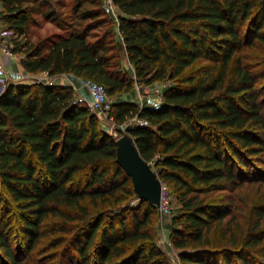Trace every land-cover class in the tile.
Masks as SVG:
<instances>
[{
    "label": "trees",
    "instance_id": "trees-1",
    "mask_svg": "<svg viewBox=\"0 0 264 264\" xmlns=\"http://www.w3.org/2000/svg\"><path fill=\"white\" fill-rule=\"evenodd\" d=\"M3 3L27 74H71L112 98L171 83L160 104L119 99L111 114L117 126L149 123L128 133L174 197L180 264H264V0H113L117 20L103 0H61L45 14L58 30L43 35L35 16L49 3ZM75 98L72 87L0 80V264H172L159 209ZM252 187L263 198L247 197L244 231L235 212Z\"/></svg>",
    "mask_w": 264,
    "mask_h": 264
},
{
    "label": "rangeland",
    "instance_id": "rangeland-1",
    "mask_svg": "<svg viewBox=\"0 0 264 264\" xmlns=\"http://www.w3.org/2000/svg\"><path fill=\"white\" fill-rule=\"evenodd\" d=\"M45 1H46V3H49L50 5H48V7L45 8L44 14H39L38 16H35V19L37 20V22L43 25L42 29L35 31L36 35H43V34H46L47 32L52 33V32H55L58 30L54 24H52L51 22H49L47 20V17H46L47 15H45V14L51 10H55L56 12H61L62 9L57 6V3H59V1H61V0H45ZM65 2H66V4L70 5L71 0H65ZM111 16L113 17V15H111ZM117 16H118V14H117ZM35 34H34V36H36ZM33 38L35 39V37H33ZM22 39L23 38H18L15 34H12L11 38L9 39V41H7V43L12 47V50H13L16 43H20L22 41ZM5 66L9 72L11 71L13 73H16V72L8 69L7 65H5ZM127 67L129 69H131V67L129 65ZM11 72L8 74L10 79L12 77H14L11 74ZM23 73H25V72H23ZM39 77L41 78V80H45V81L51 80V78L48 77L46 74L41 75ZM10 81H13V80L11 79ZM36 81H38V79L32 77V78H29V80L25 81V82L36 83ZM170 84L171 83H169V82H158V83L151 85V86L136 84L135 90L132 93H130V94L122 93V94L118 95L117 97H114V98L110 97V99L113 102V104H114L115 100H119V99L120 100H122V99L131 100L133 102H136L140 108H143V107L148 106V105H153L154 103L155 104L159 103V102H156V100L157 99L159 100L160 97L164 96V91L166 90V88ZM100 119L102 121L104 129L108 133L113 135L116 139H119L124 134L125 131L121 128V126H117L110 119H105V118L103 119L101 117H100ZM117 129H120V131ZM125 129H126V127H125ZM252 188H253V194L250 193L249 191L245 190L240 195V197L243 199L244 203L241 205L242 209L235 212V215L237 216L238 222L241 224L244 231L248 230L251 227L252 222L254 221V215L252 213V207L250 206V202H251L252 198L247 199V197L248 196H256V198H259V197L263 198L262 192L260 194H257L256 193L257 188L256 187H252ZM169 190H170V188H169ZM0 192L2 193L4 199L8 200L4 194V190H3V187L1 184H0ZM172 197H173V195H172ZM12 207L13 206L11 205V208ZM176 208H177V205H176V203L174 201V197H173V201H172V209L173 210H172L171 216H165L159 212L157 220L154 222V227H155L154 230H155V234H156L159 246L168 255L172 264H180V260L178 258V252L175 249H173L172 246H170L171 229H172L171 220H172L174 213L176 212ZM12 213H13V220H14L13 223L15 225L14 235H17L16 229L21 225V222L19 221L15 212L12 211Z\"/></svg>",
    "mask_w": 264,
    "mask_h": 264
},
{
    "label": "built area",
    "instance_id": "built-area-1",
    "mask_svg": "<svg viewBox=\"0 0 264 264\" xmlns=\"http://www.w3.org/2000/svg\"><path fill=\"white\" fill-rule=\"evenodd\" d=\"M103 2H104L105 7L111 13V15H113V17L117 20L118 19V16H117L118 9L114 5L113 0H103ZM0 51L5 58H9V59L16 58V53L13 52L12 47L7 42L0 43ZM10 72L7 70L5 64L0 63V80H1L3 88L9 83L11 79L14 81H28L29 78H32L31 75L23 73V72H16V73L11 72V74L14 77L10 79L8 76ZM46 74L48 77L51 78V80L45 81V80H41V78H36L38 79L36 83L57 85V82L54 79L56 76L51 77L48 73ZM82 86L88 92V98L82 97V96H79V97L76 96L74 103L88 108L92 113L97 114L99 117L103 119L104 118L110 119L112 122H114V119L111 114L113 110V102L111 101L107 93L106 87L100 83L94 82L92 80H86V79H83ZM162 101H163V96L160 97L159 100L158 99L156 100V102H159L157 104H160V102ZM157 104L154 103L153 105H157ZM148 124L149 123L147 121L140 119L138 117H134V118L129 119L123 125H121V128L125 131L124 134H127L128 128L130 127H134L136 125L148 126ZM120 129H117V130L120 131ZM172 201H173V197L171 195L168 185L162 182L159 212L165 216H171L172 210H173ZM170 246H172L171 243H170Z\"/></svg>",
    "mask_w": 264,
    "mask_h": 264
},
{
    "label": "water",
    "instance_id": "water-1",
    "mask_svg": "<svg viewBox=\"0 0 264 264\" xmlns=\"http://www.w3.org/2000/svg\"><path fill=\"white\" fill-rule=\"evenodd\" d=\"M118 163L131 178L141 201L160 207L162 182L152 164L141 155L133 138L127 133L117 140Z\"/></svg>",
    "mask_w": 264,
    "mask_h": 264
},
{
    "label": "crops",
    "instance_id": "crops-1",
    "mask_svg": "<svg viewBox=\"0 0 264 264\" xmlns=\"http://www.w3.org/2000/svg\"><path fill=\"white\" fill-rule=\"evenodd\" d=\"M4 13H5V5L3 3V0H0V43L9 41L12 34H14V32L10 30L9 26L7 25L4 19ZM0 63L7 65L8 69L14 72H22V71L25 72L22 63V55L19 53H16L15 59H9V58H5L0 51ZM44 74L46 73L43 72V73L29 74V75H31V77L33 78H40L39 76ZM54 79L56 80L57 85L59 86L72 87L77 97L82 96L88 98V92L82 86L83 78H78L71 74H65L61 76H56Z\"/></svg>",
    "mask_w": 264,
    "mask_h": 264
}]
</instances>
